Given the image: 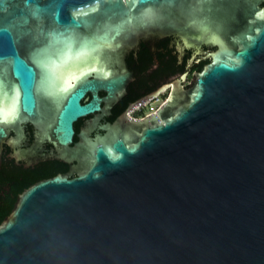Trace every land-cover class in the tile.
<instances>
[{"label":"water","instance_id":"1","mask_svg":"<svg viewBox=\"0 0 264 264\" xmlns=\"http://www.w3.org/2000/svg\"><path fill=\"white\" fill-rule=\"evenodd\" d=\"M262 3L0 0V97L30 117L52 104L62 146L99 110L98 91L122 83L107 77L123 43L174 32L215 47L135 139L96 136L80 176L19 196L0 223V264H264Z\"/></svg>","mask_w":264,"mask_h":264},{"label":"flooded vegetation","instance_id":"2","mask_svg":"<svg viewBox=\"0 0 264 264\" xmlns=\"http://www.w3.org/2000/svg\"><path fill=\"white\" fill-rule=\"evenodd\" d=\"M182 36L174 32L143 34L123 43L107 77L119 78L122 83L111 91H98L99 110L73 122L72 140L65 146L52 133V104L48 114L40 110L30 117L18 112L13 123H0L1 222L30 186L55 176H80L90 165V144L96 136L106 142L135 139L141 129L138 122L147 117L133 114L138 102L158 97L163 103L171 92V84L182 75L192 80L183 84L184 90L191 89L195 74L210 61L208 55L215 47L196 41L188 46ZM91 99L87 93L81 103ZM0 107L11 108L2 97Z\"/></svg>","mask_w":264,"mask_h":264},{"label":"clouds","instance_id":"3","mask_svg":"<svg viewBox=\"0 0 264 264\" xmlns=\"http://www.w3.org/2000/svg\"><path fill=\"white\" fill-rule=\"evenodd\" d=\"M229 59H234L236 63H240L238 57H229ZM224 67L229 68V70H231L230 66L227 64H225ZM108 75L109 73H105V76ZM77 79H79L78 76H74L71 79H65L61 85V91H66L72 88ZM17 115H18L17 109L14 108L5 109L3 107H0V123H13ZM106 155L112 161L120 159V156L117 155L115 152H113L112 149H108Z\"/></svg>","mask_w":264,"mask_h":264},{"label":"built area","instance_id":"4","mask_svg":"<svg viewBox=\"0 0 264 264\" xmlns=\"http://www.w3.org/2000/svg\"><path fill=\"white\" fill-rule=\"evenodd\" d=\"M164 103V102H163ZM159 101L158 97H153L150 100L146 101L143 104H140L138 107L133 109V114H138L141 117L148 116L152 113H155L158 108L163 104Z\"/></svg>","mask_w":264,"mask_h":264},{"label":"rangeland","instance_id":"5","mask_svg":"<svg viewBox=\"0 0 264 264\" xmlns=\"http://www.w3.org/2000/svg\"><path fill=\"white\" fill-rule=\"evenodd\" d=\"M191 79L190 78H188L187 80L184 78V81L183 82H181V85L183 86V84H187L188 82V84H190L191 83Z\"/></svg>","mask_w":264,"mask_h":264},{"label":"trees","instance_id":"6","mask_svg":"<svg viewBox=\"0 0 264 264\" xmlns=\"http://www.w3.org/2000/svg\"><path fill=\"white\" fill-rule=\"evenodd\" d=\"M262 6H264V3L262 4ZM0 223H1V221H0Z\"/></svg>","mask_w":264,"mask_h":264}]
</instances>
